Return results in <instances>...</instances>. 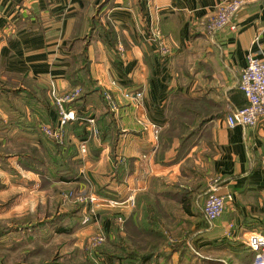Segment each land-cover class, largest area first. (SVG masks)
<instances>
[{"label":"crops","instance_id":"obj_1","mask_svg":"<svg viewBox=\"0 0 264 264\" xmlns=\"http://www.w3.org/2000/svg\"><path fill=\"white\" fill-rule=\"evenodd\" d=\"M224 1L112 0L104 14L118 33V44L107 45L97 36L88 55L91 76L99 85L96 90L111 93L119 103L121 113L115 120L120 133L114 150L111 143L100 144L91 137L83 122H79L84 126L82 136H70L77 148L79 142L89 139L87 156L79 152L83 161L79 173L88 176L89 184H85L91 189L105 190L108 196L102 197L125 202L134 196L141 210L144 206L182 208L181 203L165 195L179 190L174 184L196 197L194 207L204 205L215 189L221 196L231 195L233 200L227 203L223 217L210 229L201 226L204 218L195 217V213L181 217L194 223L192 230L201 252L223 241L238 250L244 247L246 234H264V119L251 128H230L227 123L228 117L246 103L239 87L249 55L264 59V0H248L228 28L211 34L208 26ZM99 2L0 0V86L7 87L11 74L27 75L45 91L48 105L54 108L52 83L60 92L75 89L66 79L71 62L65 48L71 40L86 35L94 14L92 5ZM126 91H142L143 105L137 107L125 100ZM202 95L218 103L215 108L223 117L206 126L182 161L157 163L159 144L154 143L150 126L167 129L175 99ZM13 107L25 111L28 122L39 120L22 99L1 97L0 136L34 143L36 136L12 126L17 117ZM87 110H93L89 116L97 119L103 110L98 96ZM76 111L83 116V111ZM50 116L56 123L57 111L53 109ZM91 139L102 149L96 162L88 160ZM174 155L171 149L166 156ZM11 159L19 174L34 175L18 167L17 158ZM34 181L40 187L37 175ZM2 186L8 187L1 182ZM111 212L130 215L132 211L121 206ZM158 217L170 226L174 223L170 208L164 218Z\"/></svg>","mask_w":264,"mask_h":264},{"label":"trees","instance_id":"obj_2","mask_svg":"<svg viewBox=\"0 0 264 264\" xmlns=\"http://www.w3.org/2000/svg\"><path fill=\"white\" fill-rule=\"evenodd\" d=\"M111 1L100 0L98 4L92 5L94 14L89 18L88 32L83 38L71 40L65 48L66 52L70 55L71 62L66 79L71 87L82 89L80 97L73 103L66 105V108L68 110L83 111V116L79 117H88L93 113V110L88 112L87 106L98 96V100L103 108L96 119L97 127L100 131L99 142L100 144L111 143L112 150H114L115 142L120 132L117 128L115 114L110 110L105 92H98L96 90L99 85L91 76V61L88 55L89 46L97 36L107 45L116 46L118 44V33L112 22L104 14ZM45 94V91L39 88L35 81L27 75L11 74L7 87L0 86V98L8 96L10 98L12 96L22 99L31 114L39 118L38 121L33 119L28 122L25 111L17 110L16 107L12 108L17 115L12 121V126L21 132L36 136V141L34 143L14 142L10 136L8 138L7 135H1L0 163H5L8 166L9 159L17 158L18 167L26 173L39 177L41 190L53 189V187L56 188L65 184H89L88 176L83 177L79 173V167L83 161L79 158V148H77L75 143H72L70 137L73 135L76 138H80L83 134L84 126L78 121L68 124L65 128V141L63 144L57 143L46 136L42 132L41 127L44 125L56 126V123L52 122L50 113L53 109L55 111H58V109L55 105L54 108L48 105ZM216 105H218L217 102H214L205 95L175 99L170 113L169 126L160 135L159 147L155 156L156 162L162 165H173L182 161L198 143L206 126L211 121L223 117L224 114L217 112ZM245 105H247V100L243 106ZM89 145L91 147V156H88V160L96 162V159L101 156L102 149L101 147H97L93 139L89 141ZM171 149L174 150L175 155L168 158L166 155ZM9 171L19 174L13 167ZM173 187L179 190L174 194L166 193L165 195L181 203L183 205V212L193 216L194 212L192 208L194 207L193 202H195L196 197H191L190 191L178 184H174ZM96 193L100 196H108L105 190L100 187H97ZM75 212H68L67 217L65 216L66 214H62L61 217L53 219L50 222L33 225L25 229H39L51 225L52 227H57L60 233L73 234L78 228V224L74 219ZM152 216L155 221L150 222V224L153 223V226H150V228L138 227L139 225H136V221L131 217L132 227L140 228V230L133 231L128 229L130 235L136 234L142 238L145 234H148L150 239L155 238L159 240L154 246L151 245L155 248L153 252L156 255L164 253L171 258L178 254L182 260L186 253L193 251L187 245L188 239L186 237L182 241L171 242V237L165 236L161 232L162 230L159 226L161 225V220L158 217V213H154ZM3 233L0 232V238L5 236ZM9 233H11V230H9ZM161 241L163 243H160ZM197 243H195L196 249H198ZM162 245L165 246L161 247ZM161 248L164 249L162 250ZM236 252H238L237 256L240 255V264H250L251 261V264H253L254 254L249 249H238ZM242 255H244V258H241ZM149 257L150 255L145 256L143 258L144 262L149 261ZM56 260L43 262L42 264H56Z\"/></svg>","mask_w":264,"mask_h":264},{"label":"rangeland","instance_id":"obj_3","mask_svg":"<svg viewBox=\"0 0 264 264\" xmlns=\"http://www.w3.org/2000/svg\"><path fill=\"white\" fill-rule=\"evenodd\" d=\"M12 164H15L13 159H9L8 166L5 163L0 166V183L8 185L7 188H0V232L5 234L0 238V264H42L56 259V264H240L239 251L229 246L230 242L218 243L206 252L199 251V247L196 249L197 241L192 230L194 223L181 219L185 213L178 206H144L139 210L135 201L132 208L123 206L132 211L130 215L114 213L111 209L96 208L79 199L82 193H85L84 197L89 193L97 194L85 183L83 186L73 183L41 190L36 186L34 175L10 174L8 168L13 167ZM146 203L149 204V201ZM202 206L192 210L195 217L204 218L201 226L210 229L211 224L206 220ZM169 208L173 211L174 223L170 226L164 219L159 226L162 234L171 237V242L182 241L185 237L188 239L187 245L193 251L186 253L182 260L178 254L171 258L164 253L156 255L151 245L159 240L150 239L148 234L140 238L129 233V230L136 231L141 227L150 228L153 226L150 222L155 221L152 215L158 213L164 218L165 214H169ZM72 211H76L74 219L78 224L73 234L60 233L57 227L51 225L25 229L50 222L62 214L67 217ZM131 217L140 228L132 227ZM241 249L248 250L245 246ZM148 255L149 261L144 262L143 258Z\"/></svg>","mask_w":264,"mask_h":264},{"label":"built area","instance_id":"obj_4","mask_svg":"<svg viewBox=\"0 0 264 264\" xmlns=\"http://www.w3.org/2000/svg\"><path fill=\"white\" fill-rule=\"evenodd\" d=\"M248 3V0H226L222 2L218 6L216 16L208 26L209 32L215 34L228 28L235 16L243 10ZM257 41L258 38L255 40V43ZM164 53L167 54L168 50L165 49ZM113 84L115 85L116 83L113 82ZM239 88L247 100V105L237 109L228 117V126L230 128H235L237 126L244 128L255 127L264 119V59L256 54L249 55L247 66L241 74ZM81 93V88L60 92L54 83L51 84L50 96L53 104L58 109V119L54 127L47 125L41 127L42 132L51 140L63 144L65 141L66 126L77 121L85 123L90 136L99 140L100 131L94 116L79 117L82 116V114L78 111L74 109L68 110L66 108V105L76 101ZM105 96L110 110L118 116L121 113L118 101L109 92H105ZM123 98L133 103L135 106L141 107L143 105L144 93L142 91H126L123 92ZM150 127H152L154 143L158 145L162 128L157 124H152ZM147 128L146 126L145 129ZM88 140L89 139L83 140L79 145V152L84 157H86L88 153ZM84 194L85 193H82L79 199L91 203L96 208L104 207L113 210L124 205L132 208L135 203L134 196H131L125 202H120L91 193L84 197ZM232 200L233 197L231 195L221 196L216 193V189L211 191L203 205V214L206 220L210 224H214L220 220L226 211L227 203ZM242 242L243 245L254 254L253 264H264V234L261 232L246 234Z\"/></svg>","mask_w":264,"mask_h":264}]
</instances>
